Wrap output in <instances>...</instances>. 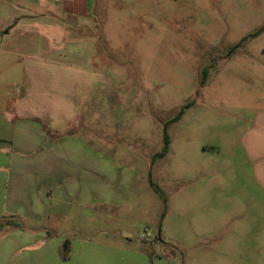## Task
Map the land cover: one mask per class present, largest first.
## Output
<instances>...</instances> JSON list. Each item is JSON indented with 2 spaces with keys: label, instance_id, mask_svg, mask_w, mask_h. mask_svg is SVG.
<instances>
[{
  "label": "rangeland",
  "instance_id": "374dc122",
  "mask_svg": "<svg viewBox=\"0 0 264 264\" xmlns=\"http://www.w3.org/2000/svg\"><path fill=\"white\" fill-rule=\"evenodd\" d=\"M92 2L93 20L59 37L55 3L0 0L1 24L14 13L32 16L26 28L34 53L0 54L3 117L24 94L26 65L52 74L89 59L90 70L109 77L81 123L86 129L76 131L91 144L64 154L81 165L75 194L63 202L53 195L47 221L31 226L46 227L50 240L103 244L120 258L144 248L157 264H264V190L244 149L264 114V0ZM66 43L84 55L71 56ZM86 44L93 49L82 50ZM61 95L47 89L43 99ZM189 103L168 127L169 151L159 157L164 126ZM4 150L0 164L9 162ZM7 205L3 184L0 220L25 225Z\"/></svg>",
  "mask_w": 264,
  "mask_h": 264
},
{
  "label": "crops",
  "instance_id": "0c3cea01",
  "mask_svg": "<svg viewBox=\"0 0 264 264\" xmlns=\"http://www.w3.org/2000/svg\"><path fill=\"white\" fill-rule=\"evenodd\" d=\"M50 1L56 4L55 15L59 20L54 22L58 26L59 37L69 29L74 36L80 22H86L87 18L93 20L92 0ZM31 17L28 12L21 16L14 13V17L0 23V54L15 57L21 52L30 58L34 56L26 28ZM19 26L23 28L20 30L22 39L15 38ZM65 47L71 56L75 53L77 59L84 55L68 43ZM85 48L93 49L89 44L81 45L82 50ZM66 50H62L65 56ZM53 61L49 62H56ZM89 63V59L86 63L79 59L77 65H73L75 68L54 64V67L72 70L52 68V74L45 65H26L23 68V96L13 113L5 117L0 113V147L5 148V155L10 154L9 162L4 160L0 164V189L3 184L8 185L6 211L21 216L25 221V225L19 228L2 227L0 224V264H157L154 253L148 249L131 251L120 258L114 248L87 240L71 242L68 258L63 259L60 250L65 242L50 240L51 234L46 227V231H41L42 226H31V223L44 225L47 221L44 218L50 211L53 195L60 196L63 202L66 197H71L70 191L73 195L76 192L79 178L76 171L81 169V165L66 161L64 154L81 152L83 146L91 144L89 140L78 141L76 131L86 129L81 123L88 118L90 107L96 103L93 101L98 86H109V77L100 79L98 72L90 70ZM47 89H58L63 95L43 99ZM255 121L251 133L246 135L249 144L244 149L256 182L264 190V140L261 138L264 136V114H258ZM50 133L56 136L55 140L50 139Z\"/></svg>",
  "mask_w": 264,
  "mask_h": 264
},
{
  "label": "trees",
  "instance_id": "16d2710c",
  "mask_svg": "<svg viewBox=\"0 0 264 264\" xmlns=\"http://www.w3.org/2000/svg\"><path fill=\"white\" fill-rule=\"evenodd\" d=\"M257 35L258 34H255L253 37H255ZM207 76H208V72L205 71L204 72L203 80L201 82V88L204 87V85L206 83V80H207ZM190 106H191V104L189 103L185 107H183L181 109V111L179 112V114L173 120H171L170 122L166 123V125L164 126V146L162 148L161 153L159 154V157L166 156L167 153H168V151H169V146H170L171 140H170V136L168 134V127L170 125H173V124L179 122L182 119V117L184 116L185 110L187 108H189ZM15 219H16L15 217H10V218L3 217L0 220V224H1L2 227H4V226L5 227L6 226H14V227L19 228L21 225H19L18 223H16V220ZM158 238L161 240L160 233L158 235ZM69 244L70 243L68 241H66L65 244H64V246L60 250V253H61V256H62L63 259H67L68 258Z\"/></svg>",
  "mask_w": 264,
  "mask_h": 264
},
{
  "label": "built area",
  "instance_id": "2783aa9c",
  "mask_svg": "<svg viewBox=\"0 0 264 264\" xmlns=\"http://www.w3.org/2000/svg\"><path fill=\"white\" fill-rule=\"evenodd\" d=\"M54 1H56V2L58 1L59 2V1H63V0H54ZM145 233H146V236L147 237H150L151 236L148 229L145 230Z\"/></svg>",
  "mask_w": 264,
  "mask_h": 264
}]
</instances>
